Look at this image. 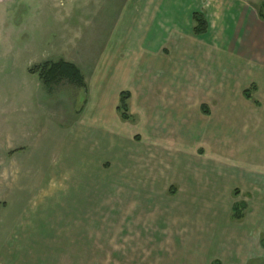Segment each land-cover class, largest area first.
Listing matches in <instances>:
<instances>
[{"label":"rangeland","instance_id":"obj_1","mask_svg":"<svg viewBox=\"0 0 264 264\" xmlns=\"http://www.w3.org/2000/svg\"><path fill=\"white\" fill-rule=\"evenodd\" d=\"M124 1L0 0V264H199L191 245L200 243L195 239L203 226L222 220L224 199L227 207L244 203L249 213V191L233 170L218 176L207 166L248 164L247 151L217 153L215 138L179 134L202 132L217 113L216 100L202 87L206 72H194L193 82L202 88L192 91L174 89V82L185 80L180 71L165 79L155 73L142 88L137 80L144 60L119 35ZM216 1L204 3L218 22ZM235 1L253 25L243 11L241 21L214 23L207 37L210 58L223 50L216 41L226 31L237 40L252 34L251 43H242L252 47L243 50L262 60L258 9L264 0ZM232 8L226 5L227 12ZM61 59L78 67L85 88L66 81L44 85L41 66ZM234 72L215 77L227 85ZM120 91L129 93L131 120L116 109ZM242 109L249 115L247 106ZM186 176L198 178L194 190L214 186L215 194L210 213L188 216L192 233L174 217L179 208L169 206L187 204L183 195L192 186Z\"/></svg>","mask_w":264,"mask_h":264},{"label":"crops","instance_id":"obj_2","mask_svg":"<svg viewBox=\"0 0 264 264\" xmlns=\"http://www.w3.org/2000/svg\"><path fill=\"white\" fill-rule=\"evenodd\" d=\"M205 1L207 0H125L121 12L122 17L118 22L120 23L118 29L124 34L119 33V35L125 37L124 42L131 41V49H137L138 54L144 60L140 67V70L143 69L142 73L141 71L139 73L143 79L139 76L140 79L137 80L142 88L147 87L153 80L152 76L156 74L165 79L166 75L170 78L171 75L177 77L178 71H180L185 74V80L174 82V89L192 91L193 88L201 87L193 82L194 72H206V79L203 78L202 87L207 90L210 100H216L217 113L213 115V118H208V126L207 128L202 126L204 128L202 132L187 133L186 135V132L182 130V133L179 134L189 138H202L207 135L217 140L218 149L215 152L228 151L231 153L233 147L234 153L247 151L246 153L250 157L249 165L236 163L232 168L221 165L222 162H207L211 171L217 169L218 176L226 175L224 173L226 168L233 170L235 181L239 180L249 191V213H245L241 219L233 221L231 213L228 212L231 211L234 202L227 207L223 198L224 215L222 220L219 218L215 225L209 223L207 226H203L201 236L197 235L196 239L194 238L200 243L191 245L193 247L190 252L196 255L199 264H264V246L261 244V238L264 236V177H262L264 176V58L260 60L253 56L249 50H243L252 47L247 45L251 43L252 34L245 39L240 37L237 40V36L235 37L230 32L226 34V31L225 33L223 31L216 41L217 46H224L221 47L223 50H219L213 58H210L212 46L207 37L212 30L211 26L215 25L214 23H232L236 19L241 21L243 20L242 11L247 19L245 21L248 23V27H251L253 22L251 18H247L250 17V14L247 9H243L242 2L215 0L218 8L217 22L215 16L211 14L212 8L206 7ZM227 4L234 7L230 9L232 13L227 12ZM236 6L239 8V13L235 12ZM194 12L203 13L207 20L208 28L202 35H195L192 31V14ZM253 21L255 24L256 21ZM127 26L129 27L127 28ZM113 32L117 31L114 29ZM225 34L228 39L225 38ZM112 35L114 36V33ZM190 35L203 37V39L193 42ZM254 37L256 38V35ZM112 40L114 39L111 36L109 41ZM244 41L247 44H242ZM226 47H234L240 54L235 50L227 51ZM231 66L233 70L229 68ZM230 72L237 75L233 76V80L227 85L221 84L219 78L215 77L218 74L226 75ZM204 81L208 87L205 86ZM252 84H254V89L251 91L252 98L247 99L244 97L243 91L249 89ZM171 87L173 86L170 84L167 86L168 89ZM163 89H166V86ZM250 100H254L256 105ZM202 103L206 110V113L203 112L209 115L208 106L205 102ZM243 106L249 108V115L244 114ZM259 109L261 111H258ZM242 122L247 128H243ZM232 125L233 129H230ZM231 139L235 141L232 143ZM239 140L248 141V149H245L247 147L242 148ZM243 171L244 173H242ZM196 178L186 176L183 180L184 183L188 182V185L192 186L189 189L192 192L183 195L186 197L183 202L187 204L174 205L170 203L169 205L173 209L179 208L177 215L173 213L174 217L185 220L181 222L187 224L188 232L193 228L189 223L191 218L188 216L192 217L196 212L210 213L212 207L209 203L212 202L215 195L214 186H211V190L208 188L194 190L193 187H196L198 180ZM245 178L246 180H244ZM218 179L224 180L223 178ZM213 181L214 179L211 180V183ZM209 183L208 179V187ZM202 185L205 184L202 183ZM173 188L171 187L169 191L171 196L175 195ZM198 190L206 193L201 194ZM217 194L219 195V193ZM197 202L198 206H196ZM244 202L246 203V201ZM200 203H206L205 207ZM181 211L185 214L184 216L180 213ZM226 211L228 216L225 214ZM213 216L215 213H212ZM190 232L192 233V230Z\"/></svg>","mask_w":264,"mask_h":264},{"label":"trees","instance_id":"obj_3","mask_svg":"<svg viewBox=\"0 0 264 264\" xmlns=\"http://www.w3.org/2000/svg\"><path fill=\"white\" fill-rule=\"evenodd\" d=\"M259 17L264 20V3L261 4L258 9ZM192 31L195 35H202L206 33L208 24L205 16L200 12H194L192 14ZM39 68V67H38ZM30 71L37 70V67L29 69ZM39 71V70H38ZM39 78L43 81L44 85L51 87L55 86L61 82H69L76 88H85V82L80 70L73 63L57 60L45 62L40 68ZM254 89V84L250 86L249 89L243 91V95L247 99H251V91ZM129 93L127 91L120 92L119 101L116 107L121 119L131 120V116L127 113L128 104L127 99ZM201 109L206 113L204 105L201 106ZM245 204L244 203H235L232 207L231 218L241 219L244 214ZM261 244L264 246V236L261 238Z\"/></svg>","mask_w":264,"mask_h":264}]
</instances>
